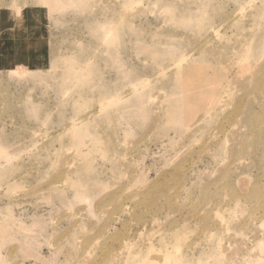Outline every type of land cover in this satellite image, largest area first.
<instances>
[{
  "label": "rangeland",
  "instance_id": "374dc122",
  "mask_svg": "<svg viewBox=\"0 0 264 264\" xmlns=\"http://www.w3.org/2000/svg\"><path fill=\"white\" fill-rule=\"evenodd\" d=\"M263 43L264 0H0V264H264Z\"/></svg>",
  "mask_w": 264,
  "mask_h": 264
},
{
  "label": "bare ground",
  "instance_id": "6f19581e",
  "mask_svg": "<svg viewBox=\"0 0 264 264\" xmlns=\"http://www.w3.org/2000/svg\"><path fill=\"white\" fill-rule=\"evenodd\" d=\"M207 51H210V50H207ZM262 52H263V54H264V43H263V45H262ZM248 55V54H247ZM250 55L252 56V54L250 53ZM250 55H248V57H250ZM253 62V61H252ZM179 64V63H178ZM177 65V64H176ZM250 66H251V64H250ZM176 67V66H175ZM248 68H250V67H248ZM71 69V68H70ZM251 70H252V68H251ZM253 71V72H252ZM251 72H252V74L254 73V70H252ZM250 72V73H251ZM73 83V82H72ZM74 126V125H73ZM234 152V151H233ZM98 203V202H97ZM116 256V255H115ZM114 255H112L110 258H108V260H107V258L105 259L106 260V262L107 263H112V262H114V259L116 258ZM104 260V261H105Z\"/></svg>",
  "mask_w": 264,
  "mask_h": 264
}]
</instances>
